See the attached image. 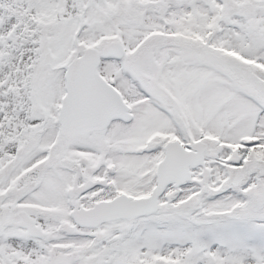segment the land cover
<instances>
[{"label":"rangeland","instance_id":"374dc122","mask_svg":"<svg viewBox=\"0 0 264 264\" xmlns=\"http://www.w3.org/2000/svg\"><path fill=\"white\" fill-rule=\"evenodd\" d=\"M111 42L125 51L99 71L132 120L68 138L67 64ZM162 138L201 139L206 178L167 186L153 213L78 226L75 207L150 193ZM89 178L106 186L67 195ZM1 194L0 264H264V0H0Z\"/></svg>","mask_w":264,"mask_h":264},{"label":"water","instance_id":"95a60500","mask_svg":"<svg viewBox=\"0 0 264 264\" xmlns=\"http://www.w3.org/2000/svg\"><path fill=\"white\" fill-rule=\"evenodd\" d=\"M253 26V19H249ZM124 53V46L120 42H111L99 50L96 47H86L67 64L65 70V94L58 112L60 132L66 137L91 130H101L116 118L130 120L132 113L123 100L117 88L109 83L99 71L101 59L114 56L119 58ZM205 144L196 140L189 147H185L178 139L166 142L164 156L158 162L156 169V184L148 196L132 198L121 193L110 200H100L93 206L76 208L72 211V218L79 226L94 227L100 222L117 218H130L154 212L159 206V196L165 187L172 183L175 187L185 184L192 177V169L205 165ZM237 161V158H233ZM248 164L249 161H246ZM209 174V168L204 167L203 178ZM98 181L88 179L84 183L70 187L69 196L82 193L93 187ZM0 195V200L3 199ZM196 200V198H194ZM17 224L25 227L27 233L34 236L43 234L30 214L19 211ZM74 230V226L68 227ZM1 231V224H0ZM164 264H178L167 261Z\"/></svg>","mask_w":264,"mask_h":264},{"label":"flooded vegetation","instance_id":"af4514ba","mask_svg":"<svg viewBox=\"0 0 264 264\" xmlns=\"http://www.w3.org/2000/svg\"><path fill=\"white\" fill-rule=\"evenodd\" d=\"M120 92V91H119ZM127 105L129 106V110L131 111V113H132V117H133V112H132V110H131V106L127 103ZM132 117L130 118V120H128V121H124L123 119H120V118H116V119H113L110 123H109V125L107 126V127H105L104 129H106V128H108L113 122H115V121H118V122H121V123H123V124H129L130 122H131V120H132ZM166 138H162V141H168V140H165ZM175 139V138H174ZM169 140H171V139H169ZM180 141V140H179ZM166 142H165V144H166ZM181 142V141H180ZM182 143V142H181ZM165 144H164V150H165ZM183 144V143H182ZM257 144V142L255 141V142H250V146H254V145H256ZM184 145V144H183ZM103 146L104 147H106V143L105 142H103ZM190 146V145H189ZM188 146V147H189ZM187 147V146H186ZM234 158H237V161L236 162H239V160H240V157L239 156H234ZM244 164H247L246 162H244ZM248 165V164H247ZM156 167H157V165H156ZM89 179H91V178H89ZM92 180H95V181H98V183L97 184H95L93 187H91V188H89V189H87V191L88 190H90V189H92V188H95V187H97V186H101V188L102 187H104V186H106L105 184V180L104 179H92ZM155 180H156V172H155ZM198 182H200V180H198ZM156 183V182H155ZM171 185H173V184H169V185H167V186H171ZM132 186V185H131ZM130 185L129 186H127V187H120V188H117V190H114L113 191V193L112 194H109V195H107L106 197H103V198H100L98 201H100V200H110V199H112V198H114L115 196H117V195H119V194H121V193H125V194H127V195H129V196H131L132 198H136V197H141V196H146V195H148V194H145V195H142V194H138V193H136V191L135 190H133V189H135L134 188V186H136V185H133L132 187H131ZM166 186V187H167ZM166 189V188H165ZM151 192V191H150ZM80 194H82V193H80ZM79 195V194H78ZM73 196V195H72ZM97 202V201H96ZM94 204V203H93ZM92 204V205H93ZM91 205V206H92ZM90 205H86V206H79V207H75V208H73L72 210H71V214H72V211L74 210V209H76V208H80V207H84V208H88V207H91ZM19 211H21V210H19ZM19 211L17 212V214H19ZM25 211V210H24ZM25 212H27V211H25ZM28 213V212H27ZM28 214H30V213H28ZM19 216V215H18ZM18 222V221H17ZM70 226H72V225H69L68 227H70Z\"/></svg>","mask_w":264,"mask_h":264},{"label":"trees","instance_id":"16d2710c","mask_svg":"<svg viewBox=\"0 0 264 264\" xmlns=\"http://www.w3.org/2000/svg\"><path fill=\"white\" fill-rule=\"evenodd\" d=\"M224 36V32H221V36H220V38H222ZM227 40L224 42V39H222L219 43H217L216 45L217 46H219V47H221V48H223V49H231L230 51L233 53V54H238V52H237V50H236V48H233L234 46H232L231 45V42H232V40L231 39H229L228 40V45H227Z\"/></svg>","mask_w":264,"mask_h":264}]
</instances>
